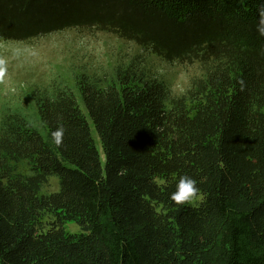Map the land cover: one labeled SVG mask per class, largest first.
Masks as SVG:
<instances>
[{
    "label": "trees",
    "instance_id": "16d2710c",
    "mask_svg": "<svg viewBox=\"0 0 264 264\" xmlns=\"http://www.w3.org/2000/svg\"><path fill=\"white\" fill-rule=\"evenodd\" d=\"M78 29L208 74L179 98L138 70L82 74L78 96L1 108L0 264H264V0H0L6 42ZM184 175L200 198L178 205Z\"/></svg>",
    "mask_w": 264,
    "mask_h": 264
},
{
    "label": "rangeland",
    "instance_id": "374dc122",
    "mask_svg": "<svg viewBox=\"0 0 264 264\" xmlns=\"http://www.w3.org/2000/svg\"><path fill=\"white\" fill-rule=\"evenodd\" d=\"M0 62L7 68L5 80L0 83V109L26 108L31 94L51 83L67 85L78 96L77 83L82 74L92 79H112L118 70H138L163 82L170 91L173 85L183 86L182 93L171 91L175 98L187 95L194 83L208 74L200 61L192 65L167 62L114 34L85 29L64 30L22 43L0 39ZM186 78L190 84H184ZM80 106L85 112L83 104ZM94 139L102 151L96 131ZM20 171L28 174L27 164H22ZM59 189V180L54 176L43 186L42 194L52 195ZM45 229H49L47 224ZM65 230L68 234L81 233L74 223L66 225Z\"/></svg>",
    "mask_w": 264,
    "mask_h": 264
},
{
    "label": "clouds",
    "instance_id": "9594fccd",
    "mask_svg": "<svg viewBox=\"0 0 264 264\" xmlns=\"http://www.w3.org/2000/svg\"><path fill=\"white\" fill-rule=\"evenodd\" d=\"M7 73V68L2 62H0V83H3ZM184 84H190V81L186 78ZM171 91L174 94H179L184 91L183 86L173 85ZM67 129L61 124L52 133V138L55 144L59 147L62 146L63 137ZM200 188L198 181L191 176H182L177 183V190L172 193L171 199L178 205H184L192 203L200 198Z\"/></svg>",
    "mask_w": 264,
    "mask_h": 264
}]
</instances>
